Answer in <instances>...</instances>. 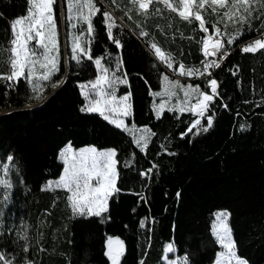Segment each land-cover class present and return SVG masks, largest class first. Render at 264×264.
I'll use <instances>...</instances> for the list:
<instances>
[{"label": "trees", "instance_id": "trees-1", "mask_svg": "<svg viewBox=\"0 0 264 264\" xmlns=\"http://www.w3.org/2000/svg\"><path fill=\"white\" fill-rule=\"evenodd\" d=\"M96 4L101 12H112L122 26L114 28L113 35L123 47L118 49L109 41L98 13L93 19L92 55L108 53L102 63L110 69L122 56L120 72L127 73L128 83L120 88L132 93L128 125L151 129L155 135L147 134L148 146L142 151L132 133L116 128L98 112L81 111L86 100L79 83L98 75L93 62L77 64L70 58L65 64L61 59L60 72L52 82L59 85L64 79V83L56 89L43 82L39 100L23 80L15 90H6L0 82V161L12 155L19 169L10 176V193L0 189V251L15 257L13 264H23L25 257L34 264H111L105 255L107 238L119 237L125 245L120 264H166L169 243L178 256L188 257L189 264H213L220 250L213 232L214 212L225 209L231 214L237 256L248 264H264V52L241 51L264 33L261 20L254 19L250 29L245 26L244 34L227 45L228 57L219 61L205 57L199 43L214 34L211 23L206 24L209 33L205 34L198 30V22L182 21L162 4L156 6L161 12L149 17L129 12V0L115 4L96 0ZM28 6L27 0H0V47L9 46L10 22L25 15ZM54 6L58 26L61 23L69 30L65 0H57ZM202 15L206 21L217 20L210 9ZM141 30L149 36H139ZM232 31L229 25L228 32ZM149 41L171 54L173 68L152 54ZM5 55L0 52V57ZM212 60H218L220 67L207 70L211 77L179 74V63L203 70L204 62ZM7 71L0 58V73ZM165 76L181 85L199 84L201 90L207 79L218 81L219 97L205 114H214L206 133L196 135L193 129L181 135L198 118L186 110L193 101L197 103L196 93L185 101V89L179 88L184 111L158 109L162 96L152 93L165 88ZM45 97L40 106H31ZM201 124L206 126V118H201ZM69 145L117 152L120 191L112 195L108 212L100 217L73 218L67 190H42L47 181L60 177L64 167L60 154ZM149 168L152 171L142 175ZM25 232L28 241L20 238Z\"/></svg>", "mask_w": 264, "mask_h": 264}, {"label": "snow or ice", "instance_id": "snow-or-ice-1", "mask_svg": "<svg viewBox=\"0 0 264 264\" xmlns=\"http://www.w3.org/2000/svg\"><path fill=\"white\" fill-rule=\"evenodd\" d=\"M28 7L26 14L15 18L10 22L11 39L7 48L0 47V52L6 53L0 57L8 65L6 73H0V82L6 85L7 89L15 90L16 85L23 80L29 86L33 93L34 99H41L45 85L43 82H49L51 87H57V83L52 82V77L60 72V47L58 39V30L56 22V13L53 5L57 4V0H27ZM115 4L116 0H112ZM131 7L129 12L135 11L138 15L149 17L153 13H160L161 9L156 7L162 4L164 9L171 13H175L182 21L189 24L198 22V30L205 34L209 33L206 24H212L214 35H205L199 43L202 45V51L205 57L215 56L219 61L227 58L229 54L227 45L233 44L245 32V26L251 28L254 19L261 20L260 27L264 28V0H129ZM67 8V19L76 21L71 23L72 29L77 32L71 34L70 55L71 59L77 64H81L85 60L93 62L98 75L95 79L90 80L87 84H81L82 94L89 103L81 108V111L98 112L103 118L115 125L118 129L134 134L137 131L135 124L128 127L123 117L131 115L132 109V93L128 91L125 94L117 95L118 85L127 84V73L123 72L122 76H117L116 72L121 71L123 59L122 56L116 57L115 68L110 69L102 65L105 55L94 57L92 55V44L95 42V27L93 19L99 13L103 17V24L106 28V34L109 41L118 49L123 45L120 40L113 35L114 28H121L116 23V18L112 12L104 10L97 6L96 0H65ZM211 10V14L217 16L214 22L206 21L203 12ZM63 15V10H61ZM131 18V17H129ZM122 19V17H121ZM223 25L221 27L220 25ZM229 25L233 31L228 32ZM139 27V25H138ZM139 36L147 37L149 33L141 30ZM225 37L227 39L225 40ZM152 54L168 68H173V57L170 53L162 50L157 43L149 41ZM244 53L255 54L264 52V33L245 44L242 49ZM39 69L43 70L38 74ZM220 62L212 60L204 62L203 70L200 68L186 67L185 64L179 63V74L184 76H200L211 77L212 73L208 72L209 68H219ZM27 73V74H26ZM236 75V71H233ZM33 77H36L34 80ZM170 85L175 88H184L185 101L188 100L192 92L197 95V103L192 104L186 110L192 112L193 115L204 117L207 124L202 125L201 119H196L188 127L182 136L188 135L193 129H196V135L201 131L207 132L213 126L214 114L205 115L211 111L215 104V99L219 97L217 92L218 81L215 78L207 79L205 90H201L200 85H181L179 80L169 81V77H164ZM63 83V80L59 81ZM207 89L211 90V94ZM188 90H191L188 91ZM154 96H163L165 94L174 96V90L166 89L165 92L152 93ZM96 97H99L97 99ZM225 108L227 105H223ZM259 106V105H258ZM163 104L159 108H163ZM170 110H175V107ZM182 107L180 111H184ZM105 112L112 114L106 115ZM157 117L160 112L157 111ZM243 130V129H242ZM141 136L136 139L137 146H141L143 151L148 146V135H155L151 129H142ZM174 154V153H172ZM117 152L110 148L98 151L95 147L81 148L78 152L72 150L69 145L62 153L61 158L66 164L63 169V175L58 180H49L46 182L42 190H54L55 188L66 189L68 195L66 197L72 209L73 218L83 217H100L103 213L108 212V202L112 195L119 192L117 188L118 161L115 159ZM14 157L7 155L4 161H0V189L10 193L13 187L10 176L15 170L18 174L19 169L13 164ZM128 164H125L127 167ZM152 169L149 168L147 175ZM9 196H5L4 200H8ZM227 211L216 214V223L213 225V232L217 237V241L227 250L219 253L216 264H221L222 260H227L229 264L235 261V264H248L247 260L240 258L236 253V243L232 236V229L227 221L230 217ZM141 227L145 226V222L141 221ZM28 241L27 233L20 237ZM124 242L119 237L107 238V251L105 255L111 261V264H120V257L123 255ZM23 251H29L28 245L25 244ZM168 252H174L175 248L172 243L167 246ZM15 257H8L4 252L0 251V262L2 264H13ZM23 264H34L33 261L24 258ZM143 264V261L140 262ZM169 264H175L170 261ZM182 264H189L188 257L182 258Z\"/></svg>", "mask_w": 264, "mask_h": 264}, {"label": "rangeland", "instance_id": "rangeland-1", "mask_svg": "<svg viewBox=\"0 0 264 264\" xmlns=\"http://www.w3.org/2000/svg\"><path fill=\"white\" fill-rule=\"evenodd\" d=\"M53 8H54V11H55V6L53 5ZM71 23H76V21H69V30H66L64 27H63V24L61 25V23H60V25L58 26V24H57V30H58V39H59V47H60V61H61V59H63L64 60V63L66 64V63H68L69 62V59L71 58V55H70V42H71V34L73 33V32H77L78 31V28L77 29H72L71 28ZM75 30V31H74ZM209 35H214V34H209ZM102 65L103 66H105L103 63H102ZM37 69H38V74L39 73H41L43 70H41V69H39V66L37 65ZM27 74V73H26ZM116 75L117 76H122V73L120 72V71H118V72H116ZM33 79L35 80L36 79V77H33ZM81 84H87V82H81V83H79V86L81 85ZM124 84H120V85H118V93H117V95L119 96V95H122V94H125V93H127L128 91H121V86H123ZM81 89V88H80ZM166 89H168V90H174L175 92H176V95H174V96H170V95H167V94H165V95H163L162 96V98L157 102V106L159 107L161 104H163V108L161 109V108H158V109H160V111H162L165 107H175V108H177V109H179L180 110V108H184V106H183V100H182V98L179 96V94H180V91H179V88H175L173 85H170L169 84V82L167 81L166 82V86H165V88L161 91V92H165L166 91ZM185 91V90H184ZM188 91H190L191 92V90H188ZM81 92H82V90H81ZM191 95H192V93H191ZM84 96V95H83ZM85 97V96H84ZM97 99H99V97H96ZM85 105H87L88 103H89V100L88 99H86L85 98ZM38 103L37 102H34V103H32L31 104V106H36ZM192 104H194V101L192 102ZM88 112V111H87ZM105 114L106 115H110V118H112V114H109V113H107V112H105ZM131 116V115H130ZM130 116H128V117H123V119L125 120V123L128 125L130 122H128L129 121V118H130ZM199 117V116H198ZM202 117H199V118H197V119H201ZM128 127L129 128H131V125H128ZM136 129H137V131H135L134 132V137H135V139H137V138H139L140 136H141V131H139V130H142V129H138L137 127H136ZM145 135H147V134H145ZM142 146V145H141ZM72 147V146H71ZM88 147H95L98 151H101V150H106V149H100V148H98L97 146H95V145H86V146H83V147H80V148H74V147H72V150L74 151V152H78L79 151V149H81V148H88ZM66 149V148H65ZM64 149V150H65ZM110 149V148H109ZM63 150V151H64ZM62 151V152H63ZM61 152V153H62ZM60 159L62 160V158H61V154H60ZM63 161V160H62ZM63 163H64V161H63ZM64 167H66V164L64 163ZM64 167H63V169H64ZM0 175H3V173H0ZM61 175H63V170H62V172H61ZM60 175V176H61ZM59 179V177L58 178H56V179H51L52 181H55V180H58ZM66 190V189H65ZM68 195H71L70 193H68ZM224 211H227L228 213H229V211L228 210H225V209H220V210H217V211H215L214 212V219H213V225L216 223V214L217 213H219V212H224ZM227 223H228V225H229V227H230V217L228 218V221H227ZM231 228V227H230ZM215 235V234H214ZM216 237V236H215ZM113 238H116V237H113ZM216 239H217V237H216ZM220 244V243H219ZM168 246V245H167ZM174 246V245H173ZM175 248V247H174ZM227 250L220 244V250H219V252L217 253V258H216V261H217V259L219 258V253H221V252H226ZM182 256H178L177 255V253H176V249H175V251L174 252H168L167 251V247H166V251H165V256H164V259H163V261L166 263V264H169V262L170 261H175V264H182ZM216 261L213 263V264H216ZM110 263H111V261H110ZM221 264H229V262L227 261V260H222L221 261ZM231 264H235V261H232L231 262Z\"/></svg>", "mask_w": 264, "mask_h": 264}, {"label": "water", "instance_id": "water-1", "mask_svg": "<svg viewBox=\"0 0 264 264\" xmlns=\"http://www.w3.org/2000/svg\"><path fill=\"white\" fill-rule=\"evenodd\" d=\"M229 55V54H228ZM228 55H227V57H228ZM224 60V59H223ZM62 84L63 83H60L57 87H56V89H58V88H60L61 86H62ZM219 85V84H218ZM42 104V102H40L39 104H38V106L39 105H41ZM124 250H125V245H124ZM124 250H123V253H124Z\"/></svg>", "mask_w": 264, "mask_h": 264}, {"label": "bare ground", "instance_id": "bare-ground-1", "mask_svg": "<svg viewBox=\"0 0 264 264\" xmlns=\"http://www.w3.org/2000/svg\"><path fill=\"white\" fill-rule=\"evenodd\" d=\"M63 83H64V79H63ZM47 97H48V96H47ZM47 97H45L41 102L43 103V101L46 100ZM38 104H39V103H38ZM38 104H37L36 106H38ZM36 106H35V107H36ZM39 106H40V105H39Z\"/></svg>", "mask_w": 264, "mask_h": 264}, {"label": "built area", "instance_id": "built-area-1", "mask_svg": "<svg viewBox=\"0 0 264 264\" xmlns=\"http://www.w3.org/2000/svg\"><path fill=\"white\" fill-rule=\"evenodd\" d=\"M199 118V117H198Z\"/></svg>", "mask_w": 264, "mask_h": 264}]
</instances>
